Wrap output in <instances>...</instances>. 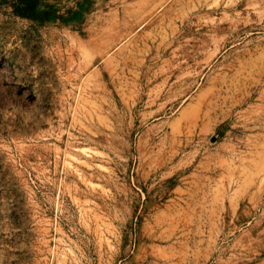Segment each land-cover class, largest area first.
Returning a JSON list of instances; mask_svg holds the SVG:
<instances>
[{
	"label": "rangeland",
	"instance_id": "374dc122",
	"mask_svg": "<svg viewBox=\"0 0 264 264\" xmlns=\"http://www.w3.org/2000/svg\"><path fill=\"white\" fill-rule=\"evenodd\" d=\"M0 4V264H264V0Z\"/></svg>",
	"mask_w": 264,
	"mask_h": 264
},
{
	"label": "trees",
	"instance_id": "16d2710c",
	"mask_svg": "<svg viewBox=\"0 0 264 264\" xmlns=\"http://www.w3.org/2000/svg\"><path fill=\"white\" fill-rule=\"evenodd\" d=\"M9 4L15 12L28 18H37L36 9L43 5L44 0H0V4Z\"/></svg>",
	"mask_w": 264,
	"mask_h": 264
}]
</instances>
